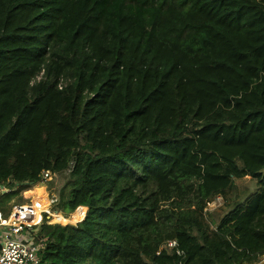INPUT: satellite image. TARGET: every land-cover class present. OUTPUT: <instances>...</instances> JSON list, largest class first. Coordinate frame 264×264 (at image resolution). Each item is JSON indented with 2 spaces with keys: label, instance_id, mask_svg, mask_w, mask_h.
<instances>
[{
  "label": "trees",
  "instance_id": "1",
  "mask_svg": "<svg viewBox=\"0 0 264 264\" xmlns=\"http://www.w3.org/2000/svg\"><path fill=\"white\" fill-rule=\"evenodd\" d=\"M44 171L88 212L42 215L40 264H254L264 0H0V212Z\"/></svg>",
  "mask_w": 264,
  "mask_h": 264
},
{
  "label": "built area",
  "instance_id": "2",
  "mask_svg": "<svg viewBox=\"0 0 264 264\" xmlns=\"http://www.w3.org/2000/svg\"><path fill=\"white\" fill-rule=\"evenodd\" d=\"M40 179V182L29 187L34 188L40 183L48 184L53 176L49 171H44L41 173ZM22 189L17 190V192ZM6 193L8 191L6 192L0 185V195ZM48 201V197L43 193L42 195L30 197V203L24 208L14 207L10 203L11 212L7 216L0 212V264H40L39 253L46 241L38 234L43 221L42 215L47 214L50 218L55 217L49 214V209L46 208ZM215 201H222V199L217 197ZM87 212V208H79L72 216L77 214L79 217L78 222H81L85 219ZM50 223L55 222L50 219ZM162 248L167 251H175L178 257L177 264H184L185 254L178 249L176 240L167 241ZM254 264H264V255L256 258Z\"/></svg>",
  "mask_w": 264,
  "mask_h": 264
},
{
  "label": "bare ground",
  "instance_id": "3",
  "mask_svg": "<svg viewBox=\"0 0 264 264\" xmlns=\"http://www.w3.org/2000/svg\"><path fill=\"white\" fill-rule=\"evenodd\" d=\"M69 176L67 173L58 175L53 183L50 184H43L40 183L34 188H25L22 189L20 192H17L16 197L13 199L12 205L17 208H24L30 203V197L42 195L43 193L48 197L49 201L46 206L47 209H51L55 207L60 200V191L64 182L68 180ZM56 220H64L71 223H76L79 221L78 215H74L71 218H67L64 215H60ZM67 218V219H66Z\"/></svg>",
  "mask_w": 264,
  "mask_h": 264
},
{
  "label": "rangeland",
  "instance_id": "4",
  "mask_svg": "<svg viewBox=\"0 0 264 264\" xmlns=\"http://www.w3.org/2000/svg\"><path fill=\"white\" fill-rule=\"evenodd\" d=\"M61 173H56L53 175V179L51 180L50 183H53L55 180L54 178L56 179L58 177V175H60ZM9 182H11L9 180ZM48 183V184H50ZM255 184L256 182L254 180H252L251 178H246L245 180H241V181H238L237 182V186L239 187V191L240 192H243V191H248V192H252L254 189H255ZM2 185V184H0ZM3 189L7 192H9L8 188L6 185H2ZM12 191H15V188L14 189H11ZM17 191V190H16ZM16 193V192H15ZM1 196V195H0ZM12 202H13V199H12ZM11 202V203H12ZM223 204V201H214L213 203H211L208 207V211L212 212L213 215L215 216V218H219L223 215V213L225 212V210L223 209V207H221ZM10 207V206H9ZM57 209H55L54 207L49 209V214L55 216L54 218H51V220H53V222L57 223V222H61V223H67L68 221H64L62 219L60 220H56V218L58 219L59 217H62L60 215H56L57 212H56ZM47 215V214H46ZM63 215V214H62ZM48 216V215H47ZM65 216V215H64ZM50 217V216H48ZM66 217V216H65ZM68 218V217H67ZM66 218V219H67Z\"/></svg>",
  "mask_w": 264,
  "mask_h": 264
},
{
  "label": "crops",
  "instance_id": "5",
  "mask_svg": "<svg viewBox=\"0 0 264 264\" xmlns=\"http://www.w3.org/2000/svg\"><path fill=\"white\" fill-rule=\"evenodd\" d=\"M61 174H64V173H61ZM61 174H60V175H61ZM54 180H55V178H54Z\"/></svg>",
  "mask_w": 264,
  "mask_h": 264
}]
</instances>
